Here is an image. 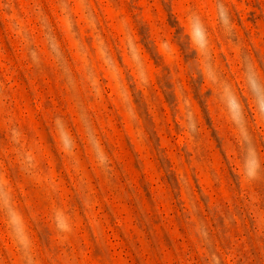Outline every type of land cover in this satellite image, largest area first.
Masks as SVG:
<instances>
[{"label":"rangeland","instance_id":"rangeland-1","mask_svg":"<svg viewBox=\"0 0 264 264\" xmlns=\"http://www.w3.org/2000/svg\"><path fill=\"white\" fill-rule=\"evenodd\" d=\"M0 264H264V0H0Z\"/></svg>","mask_w":264,"mask_h":264}]
</instances>
